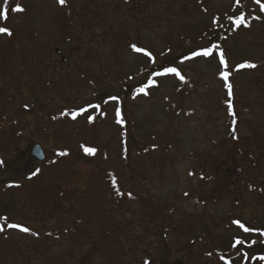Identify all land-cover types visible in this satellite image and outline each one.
Listing matches in <instances>:
<instances>
[{
    "label": "rangeland",
    "instance_id": "rangeland-1",
    "mask_svg": "<svg viewBox=\"0 0 264 264\" xmlns=\"http://www.w3.org/2000/svg\"><path fill=\"white\" fill-rule=\"evenodd\" d=\"M17 2L23 12L11 11ZM8 6L0 20L12 31L0 34V264H264V237L232 223L264 231V13L254 0ZM239 12L250 27L232 31L228 16ZM212 40L230 68L256 65L229 77L235 124L215 50L183 59ZM164 67L185 79L152 75ZM149 79L155 86L139 93ZM112 96L118 101L105 104ZM89 103L101 107L72 119ZM37 145L43 162L32 156Z\"/></svg>",
    "mask_w": 264,
    "mask_h": 264
},
{
    "label": "snow or ice",
    "instance_id": "snow-or-ice-1",
    "mask_svg": "<svg viewBox=\"0 0 264 264\" xmlns=\"http://www.w3.org/2000/svg\"><path fill=\"white\" fill-rule=\"evenodd\" d=\"M66 2V0H58V3L60 5H64ZM236 5L239 7L241 4V0H235ZM254 3L256 5H258V12L259 13H264V3L261 2V0H254ZM9 0H3L2 3H0V20H4L7 21L8 20V13H9ZM11 11L13 12H23L24 9L20 6V4L17 2L15 3V6L11 9ZM253 20H259L261 19L260 15H256V16H252ZM228 20L231 22V30L235 31L236 29L240 28L241 26L243 27H250V22L248 20V15L244 12H239L236 13L234 16L233 15H229L228 16ZM213 25H218L220 27H223V24L221 23L220 19L218 17L213 18L212 21ZM0 34H4V35H8L11 36L12 35V31L8 26H0ZM226 38V37H225ZM131 48L133 51L138 52V53H143L146 57H148L149 60H151L153 63H155V57L152 55L151 52L147 51L146 49L137 47V45L132 44ZM214 50H215V54L218 57V61H219V65H220V78L223 80L224 82V86L227 89V96L229 97V99L226 100L227 103V111L229 116L232 117V124L236 123V119H235V112L233 110V103H232V84L229 82V77L231 75V72L233 70H240L243 68H255L256 65L253 63H249V62H244L241 63L239 65L234 66V68H230L228 60L225 56V53L223 51V49L221 48V46L219 44H211L210 46H205L204 48H202L199 51H193L191 53V55H186L183 59L184 60H190L193 59L195 57H205V58H211L214 56ZM152 75L155 76H175L177 78H179L181 81H183L185 79V77L183 75H181V72L179 70L178 67H164L163 71H159L156 70L152 73ZM155 86V82L151 79H149L148 83L144 86L138 89L139 93H143L144 95H148V91L147 88ZM135 98V97H133ZM118 97L112 96L109 97L108 100H105L104 103L107 104L109 103V101H118ZM100 104H92L89 103L86 107H81L77 112H72L71 116L72 119H76L78 114H84L89 112V109H100ZM62 115H67V113H62ZM106 115V114H104ZM115 123L118 125L123 126L125 123L123 114H122V110L119 107V105H117V107L115 108ZM89 122H93L95 120V117L91 114L88 115L87 117ZM233 131H235V129H233ZM85 151L89 154H93L95 152V149H91V148H86ZM57 155L59 156H66L68 155L67 152H58ZM0 163H2V161H0ZM53 163H55V161H53ZM39 169H36L35 171L32 172V176H35L39 173ZM192 173H190L191 175ZM29 179H31V176L29 177ZM112 185L115 188L116 187V180L115 178L112 179ZM16 187H19L20 185H15ZM117 191V195H122V193L119 191V189H116ZM185 195H187V193H185ZM129 196H131V193H129ZM4 220H7V217H3ZM233 224L237 225L240 229L243 230L244 233H250V232H254V231H259L260 236L264 237V231H260L258 229H253L251 227H246L243 223H241L240 220H233L232 221ZM8 228H12V229H18L19 231L23 232V233H30L35 235V233H31V229L28 228L27 226L18 224V223H8L7 224ZM4 231V226L0 225V232ZM264 242V241H262ZM252 244H255L256 241H252ZM245 244V240L242 238H235L234 242L231 244L232 248H235L237 251H239L240 247L243 246ZM209 255H211V253H209ZM221 259H223V257H221ZM261 260H264V256L260 257ZM145 264H148L147 261H145ZM226 264H228V262H226Z\"/></svg>",
    "mask_w": 264,
    "mask_h": 264
},
{
    "label": "water",
    "instance_id": "water-1",
    "mask_svg": "<svg viewBox=\"0 0 264 264\" xmlns=\"http://www.w3.org/2000/svg\"><path fill=\"white\" fill-rule=\"evenodd\" d=\"M32 156L36 158L38 161L43 162L45 160L44 151L40 146H34L32 149Z\"/></svg>",
    "mask_w": 264,
    "mask_h": 264
},
{
    "label": "trees",
    "instance_id": "trees-1",
    "mask_svg": "<svg viewBox=\"0 0 264 264\" xmlns=\"http://www.w3.org/2000/svg\"><path fill=\"white\" fill-rule=\"evenodd\" d=\"M226 28H227V27L225 26V28H224L223 31H222V35H224V33L226 32ZM211 38H212V37H211ZM213 42H214V41L212 40L211 43L213 44Z\"/></svg>",
    "mask_w": 264,
    "mask_h": 264
}]
</instances>
